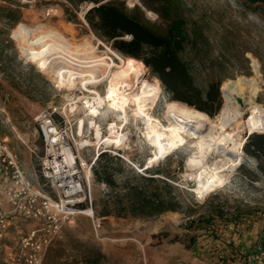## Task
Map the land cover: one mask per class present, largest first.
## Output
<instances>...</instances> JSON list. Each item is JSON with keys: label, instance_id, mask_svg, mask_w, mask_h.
<instances>
[{"label": "rangeland", "instance_id": "374dc122", "mask_svg": "<svg viewBox=\"0 0 264 264\" xmlns=\"http://www.w3.org/2000/svg\"><path fill=\"white\" fill-rule=\"evenodd\" d=\"M123 1L127 8L139 3V0ZM181 1L208 38L209 47L204 66L216 70L221 83L226 79L239 82L252 79L256 82L251 93L253 105L241 113L238 121L239 134L235 135L232 126L227 131L228 137L242 145L244 136L250 130H261L253 124L264 125L254 123L252 115L260 107L264 109V19L235 0ZM56 3L67 5L64 0H0V140L6 137L3 141L17 162L18 156L24 159L30 153L34 162L38 163L43 150L42 141L35 129L31 134L17 133V125L35 127L32 117L38 110L49 105L64 106L67 118L73 123L72 137L77 141L79 137L74 134V130L78 128L81 119L84 120V127L88 128V111L84 101L87 102L96 93L104 96L112 77L120 73L119 66L129 61L127 57L110 49L84 25L82 14L89 6L88 3H80L72 10L77 20L66 18ZM8 13L17 14V21L10 24L4 20L3 16ZM144 15L149 23L154 26L158 24L152 12L144 11ZM38 25L43 26L44 31L51 29L58 32L72 44L88 42L96 55L110 63L107 76L95 83L86 84V89L81 85L83 78H74L72 75L65 76L60 83H54L41 70L38 55L25 44V28ZM81 54L73 49L71 58L77 61ZM154 78L146 67L142 68L137 94L129 98L124 110L125 118L115 122L119 126V137L107 138L109 125L117 120L115 115L118 112L107 104L99 110L94 121L99 125L101 135L93 137L94 131L91 129L88 135L90 139L87 140L93 148L101 141L103 143L99 148L115 149L130 160L142 161L145 165L155 151L145 141V118L158 119L166 124L163 115L166 104L170 102L162 94L159 83V88L156 86ZM197 79L203 80L202 74ZM76 92H80L81 96ZM70 96L77 97L73 99L76 103L67 100ZM254 105L255 109L250 113ZM141 111L145 112L144 117H140ZM93 148L82 151L83 157H88ZM203 151L204 164L211 165L216 160L222 164L226 160L222 154ZM187 156L200 159V151L191 140L169 150L150 165H158L178 189L191 193L196 203L192 206L194 214L208 215L209 208L217 206L222 213L231 216L236 213L239 220L226 217L224 221H218L213 215L215 228H210V233L205 229H187L185 218L180 213H167L147 219L107 217L99 220V228L94 232L88 216L75 215L70 223L61 224L59 237L52 239L46 247L42 264H71L73 257L77 263L72 264H79L83 254L94 256L98 251L104 255L100 264H227L226 259L236 260L237 256L226 258L224 251L220 250V243L224 245V239L230 233V230L220 227L224 223L240 224L243 217L257 224L258 238L255 246L259 245V233L264 229V177H259L251 184L241 177L236 170L239 164L249 170L254 165L250 158L243 155L241 146L238 155L231 156L237 160L232 168L220 172L225 178L223 183L202 198H197L192 192L196 179L188 175L193 170L185 166ZM180 158H183L182 166L177 168ZM90 191L92 197H99L105 189L91 183ZM15 221L17 234L14 241L38 225L29 219L17 218ZM239 255L241 258L244 254Z\"/></svg>", "mask_w": 264, "mask_h": 264}, {"label": "trees", "instance_id": "16d2710c", "mask_svg": "<svg viewBox=\"0 0 264 264\" xmlns=\"http://www.w3.org/2000/svg\"><path fill=\"white\" fill-rule=\"evenodd\" d=\"M64 1L67 5L56 4L66 18L73 20L77 18L72 10L80 3H88L82 14L88 30L119 55L146 67L166 100L180 102L210 118L219 112L223 101L220 92L225 80L221 83L217 71L204 66L208 38L181 0H139L129 8L123 0ZM235 1L264 19V0ZM144 11L156 16V26L149 23ZM3 19L14 23L17 14L8 13ZM200 74L203 80L198 81ZM252 115L254 123L264 124V109L260 107ZM254 126L261 130H250L241 145L243 155L253 161V169H246L242 164L236 168L249 184L264 177V125ZM182 160L177 161V168L182 166ZM132 162L142 170L136 171L107 151L97 153L90 167L91 183L93 186L103 184L105 192L99 197L91 196L93 217L99 220L107 217L147 219L167 212L180 213L187 229L212 232L210 228H215L213 215L222 216L217 206H211L208 215L194 214L192 206L196 203L191 193L178 189L158 165L144 168L142 161ZM230 218L239 220L236 213ZM220 244V250L229 248ZM82 256L79 264H100L104 258L99 251L94 256ZM75 262L76 259L71 258L70 263Z\"/></svg>", "mask_w": 264, "mask_h": 264}, {"label": "bare ground", "instance_id": "6f19581e", "mask_svg": "<svg viewBox=\"0 0 264 264\" xmlns=\"http://www.w3.org/2000/svg\"><path fill=\"white\" fill-rule=\"evenodd\" d=\"M24 40L27 48L38 55L41 70L54 83H60L65 76L72 75L74 78H83L81 85L83 89H86V84L95 83L107 76L110 63L104 57L96 55L88 42L72 44L54 30L44 31L41 25L25 28ZM73 49L82 53L77 61L71 58ZM119 67L120 73L112 77L108 92L104 96L96 93L95 96L88 98L87 102L84 101L88 111L86 125L87 129L94 131L93 137L100 134V127L94 121V117L106 104L118 112L115 115L117 120L109 125L107 138L119 137V126L115 122L125 118L124 110L128 100L137 94L142 66L128 61ZM79 82L81 81L79 80ZM255 87L256 82L252 79L244 82L226 79L221 87L223 103L213 118L177 101H170L166 104L163 115L166 124L161 123L158 119L146 117L145 141L148 145L153 146L155 151L147 159L144 168L149 167L151 162L159 159L169 150L191 140L200 151V159H195V156H187L184 162L186 168L193 170L188 175L196 179V185L192 192L197 198H202L220 186L225 179L220 172L232 168L237 160L232 159L231 156L235 154L237 156L241 146L240 142L228 137L227 131L232 126L235 129V135L239 134L238 121L241 113L252 107L251 93ZM110 91L115 93L111 101L108 99ZM76 94L81 96L80 92H76ZM76 98L70 96L67 100L76 103L75 100L73 101ZM83 124L84 120L81 119L77 128L78 135L81 134ZM88 139H90L88 136L83 139L79 138L75 141V145L82 143L91 145L87 141ZM102 143L101 141L97 142L100 145ZM203 150L222 154L226 160L222 164L217 163V160L211 165L204 164L202 158L205 152ZM81 214L88 216L89 212L86 210Z\"/></svg>", "mask_w": 264, "mask_h": 264}, {"label": "built area", "instance_id": "2783aa9c", "mask_svg": "<svg viewBox=\"0 0 264 264\" xmlns=\"http://www.w3.org/2000/svg\"><path fill=\"white\" fill-rule=\"evenodd\" d=\"M33 121L43 150L38 158L37 179L27 178L3 140H0V170L8 183L0 186V192L8 200V208L0 209V240L4 239L7 227L17 218L34 220L37 227L19 236L11 245L1 248L6 264H42L46 247L52 239L59 237L62 223H70L73 216L88 211L93 231L99 228V219L91 210L90 167L100 151H107L125 161L140 172L135 164L115 149L99 148L96 144L75 145L72 137L73 123L69 121L63 107L49 105L37 111ZM83 139L90 133L84 126L78 135ZM101 135V131H100ZM89 137V136H88ZM93 148L88 157L82 151ZM39 178L41 180H39ZM105 189L103 184H99ZM255 258H264V229L259 233Z\"/></svg>", "mask_w": 264, "mask_h": 264}, {"label": "crops", "instance_id": "0c3cea01", "mask_svg": "<svg viewBox=\"0 0 264 264\" xmlns=\"http://www.w3.org/2000/svg\"><path fill=\"white\" fill-rule=\"evenodd\" d=\"M33 118L34 117H32V121H33ZM19 127L20 126L17 125V133H22V134H31L32 133L31 131L35 129L34 126H29V125H26L25 127H20V128ZM5 138L6 137H3L2 140H5ZM18 162H19L21 169L24 171L25 175L27 176V178L33 182H36L37 163H35L34 159L31 158V154L28 153L27 157H25L24 159H21V157L18 156ZM6 183H8V181H6V178L4 177L3 173L0 170V186ZM7 208H8V200L0 192V209L5 210ZM167 213L177 214V213H171V212H167ZM167 213H164V214H167ZM230 216L231 214L222 213L221 218H218V217H215V218H218V221H219L220 219L224 220V218L226 217L229 218ZM242 219L243 220L242 222H240V224H234V225L230 224L229 225L228 223L227 225L223 224L220 227L223 230H230L228 237L224 239V241L226 242L225 244L229 247L228 249L226 248L223 250L225 257L234 258L235 256H237L236 260L226 259V263L227 264H264V258L259 261L256 260L255 258V252H256L255 243L258 238L257 224L255 222H250V219L246 217H243ZM234 231L237 232V235L234 234L235 233ZM16 234H17V222L14 220L7 227V231L5 233L4 239L0 240L1 241L0 242V253H1V248L3 245L5 244L11 245L14 242V238L16 237ZM226 245H223V247L225 248ZM231 252L233 254H230ZM239 254H244V255L240 258ZM0 264H6L1 257H0ZM217 264H221V263H217Z\"/></svg>", "mask_w": 264, "mask_h": 264}, {"label": "snow or ice", "instance_id": "6c2138e0", "mask_svg": "<svg viewBox=\"0 0 264 264\" xmlns=\"http://www.w3.org/2000/svg\"><path fill=\"white\" fill-rule=\"evenodd\" d=\"M114 95H115V93L110 91V92L108 93V99L111 101ZM139 99H140V98L137 97V101H139ZM144 116H145V112H144V111H141V112H140V117H144Z\"/></svg>", "mask_w": 264, "mask_h": 264}, {"label": "water", "instance_id": "95a60500", "mask_svg": "<svg viewBox=\"0 0 264 264\" xmlns=\"http://www.w3.org/2000/svg\"><path fill=\"white\" fill-rule=\"evenodd\" d=\"M247 134H249V133H247ZM247 134H246V135H247ZM243 141H244V140H243ZM143 166H145V165H143Z\"/></svg>", "mask_w": 264, "mask_h": 264}]
</instances>
